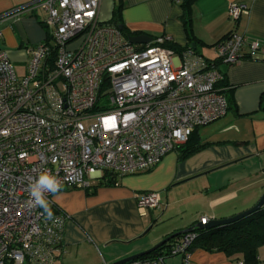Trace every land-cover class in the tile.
Masks as SVG:
<instances>
[{"label": "built area", "instance_id": "built-area-1", "mask_svg": "<svg viewBox=\"0 0 264 264\" xmlns=\"http://www.w3.org/2000/svg\"><path fill=\"white\" fill-rule=\"evenodd\" d=\"M100 1L30 0L25 11L41 13L45 38L26 48L21 76L0 48V264H55L63 253L67 217L46 219L30 194L43 172L63 191L87 190L104 172L121 179L154 169L193 130L226 115L217 63L264 60V46L234 29L212 47L214 61L164 48L166 36L133 45L100 20ZM245 13L230 4L227 19L235 26ZM52 195L45 192L50 205ZM137 204L159 209L160 195L142 193ZM197 237L191 230L163 256L125 264H165L169 257L187 264Z\"/></svg>", "mask_w": 264, "mask_h": 264}, {"label": "crops", "instance_id": "crops-1", "mask_svg": "<svg viewBox=\"0 0 264 264\" xmlns=\"http://www.w3.org/2000/svg\"><path fill=\"white\" fill-rule=\"evenodd\" d=\"M29 1L0 0V48L7 51L19 76L24 73L16 69L18 64L26 69V48L45 38L41 13L25 11ZM117 3L128 32L152 39L166 36L176 47L188 45L179 0H101L99 16L108 21ZM230 4L246 10L235 26L227 19ZM191 29L199 41L196 51L208 61L215 60L212 47L233 29L264 46V0H195ZM246 57L230 66L217 63L231 90L233 108L197 129L201 151L178 163L176 152H171L154 169L122 177L114 186L98 185L100 179H95L87 191L67 189L51 196V204L67 217L63 253L55 264H113L149 250L157 240L200 218H231L257 203L264 193V60ZM148 191L160 195L159 209H139L137 197ZM158 225L165 230L147 238ZM240 261L239 256L194 248L187 264ZM165 264L183 262L169 257Z\"/></svg>", "mask_w": 264, "mask_h": 264}, {"label": "trees", "instance_id": "trees-1", "mask_svg": "<svg viewBox=\"0 0 264 264\" xmlns=\"http://www.w3.org/2000/svg\"><path fill=\"white\" fill-rule=\"evenodd\" d=\"M194 2L195 0H179L180 7L182 9L181 20L183 22L188 45L184 47H176L175 45L171 44V42H167L163 45L164 48L175 53H181L187 49L197 52L196 44L199 43V41H197L193 36L191 29V8ZM120 12L121 5L117 3L113 7L111 18L106 21V23L116 28L120 27V32L125 38L139 35L128 32L125 29L120 21ZM215 88L219 94L226 98L228 110L232 109L233 103L229 94L231 90H228V86L223 75L222 79L215 85ZM197 129L199 128L193 130L185 144L177 146L174 150L177 154L178 161H183L189 156L194 155L203 149L204 145L198 142V137L196 136ZM118 180L119 179L115 175L104 172L98 185L114 186L117 185ZM50 207L53 215H58L60 213L59 210L53 205H50ZM196 226L197 223H193L188 228H186L194 230L198 233L197 239L189 250L190 252L194 248H200L207 252H221L227 257L241 256L242 264H260L257 258V249L260 246H264V208L228 225L211 229L205 228L202 230H198ZM177 238L178 237L174 238L169 243L163 245L153 253L139 258L163 256L165 254V250L169 247V244Z\"/></svg>", "mask_w": 264, "mask_h": 264}, {"label": "water", "instance_id": "water-1", "mask_svg": "<svg viewBox=\"0 0 264 264\" xmlns=\"http://www.w3.org/2000/svg\"><path fill=\"white\" fill-rule=\"evenodd\" d=\"M118 29L120 30L121 28L119 27ZM127 39L133 45H144V44H148L152 41L151 37L144 35V34L128 37ZM262 208H264V193H262V195L259 198V200L257 201V203L252 208H250V209H248V210H246L240 214H237L231 218H226V219H221V220H211L205 226L197 225V229L198 230H202L205 228L211 229V228H216L219 226L228 225V224L234 223L236 221H239L240 219H243L246 216H248V215H250L256 211H259ZM190 231H191V229H186V230H182V231L176 232L174 234H171V235L167 236L166 238H164L159 244L150 248L149 250H146L142 253H139V254L133 255L131 257L125 258V259L120 260L118 262H115L113 264H125V263L131 262L135 259H138L139 257L149 255V254L153 253L154 251H156L157 249H159L160 247H162L163 245L169 243L174 238L179 237V236H181L187 232H190Z\"/></svg>", "mask_w": 264, "mask_h": 264}, {"label": "clouds", "instance_id": "clouds-1", "mask_svg": "<svg viewBox=\"0 0 264 264\" xmlns=\"http://www.w3.org/2000/svg\"><path fill=\"white\" fill-rule=\"evenodd\" d=\"M30 194L34 198L35 205H38L43 209V214L46 219L53 218V212L51 210L49 201L45 198V192L53 195L57 194L61 189L60 181L50 172H43L38 180L30 184Z\"/></svg>", "mask_w": 264, "mask_h": 264}, {"label": "rangeland", "instance_id": "rangeland-1", "mask_svg": "<svg viewBox=\"0 0 264 264\" xmlns=\"http://www.w3.org/2000/svg\"><path fill=\"white\" fill-rule=\"evenodd\" d=\"M100 20L101 21H106L105 20V18L102 16V17H100ZM24 54H25V52H24ZM25 60H27L26 59V54H25ZM24 67H23V65L22 64H18V66H17V70L18 71H20V74H23L25 71H24V69H23ZM175 152V151H174ZM175 156H176V159H177V154L175 153ZM179 161H177V163H178ZM144 173H147V172H143V173H140V174H144ZM164 220V219H163ZM165 228L166 227H164V225H162V226H160V225H158V226H155L154 228H152L149 232H148V235L146 236L147 238H151V237H157V236H159L160 235V233H162L164 230H165ZM164 239V238H163ZM163 239H161V240H157L156 242H154V244H153V246L152 247H154V246H156L157 244H159ZM151 247V248H152ZM131 257V256H130ZM258 257H260L262 260H261V262H260V264H264V246H260L258 249H257V258ZM240 262L239 263H242V257L240 256Z\"/></svg>", "mask_w": 264, "mask_h": 264}]
</instances>
